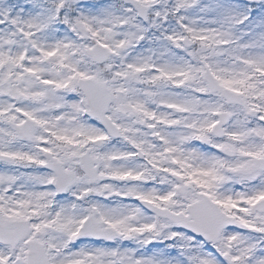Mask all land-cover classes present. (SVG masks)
<instances>
[{
    "label": "snow or ice",
    "instance_id": "obj_1",
    "mask_svg": "<svg viewBox=\"0 0 264 264\" xmlns=\"http://www.w3.org/2000/svg\"><path fill=\"white\" fill-rule=\"evenodd\" d=\"M0 264H264V0H0Z\"/></svg>",
    "mask_w": 264,
    "mask_h": 264
}]
</instances>
